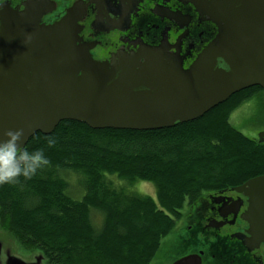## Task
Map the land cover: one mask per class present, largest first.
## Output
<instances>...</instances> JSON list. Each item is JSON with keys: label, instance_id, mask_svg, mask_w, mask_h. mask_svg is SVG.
Segmentation results:
<instances>
[{"label": "trees", "instance_id": "obj_1", "mask_svg": "<svg viewBox=\"0 0 264 264\" xmlns=\"http://www.w3.org/2000/svg\"><path fill=\"white\" fill-rule=\"evenodd\" d=\"M254 91L162 129L94 130L64 120L50 134L35 133L25 148L43 149L50 164L31 179L0 185V227L48 264H150L186 207L264 175V142L230 123ZM68 173L79 175L81 199L69 193ZM107 175L131 186L151 182L156 198L117 188ZM93 209L103 215L101 229Z\"/></svg>", "mask_w": 264, "mask_h": 264}, {"label": "water", "instance_id": "obj_2", "mask_svg": "<svg viewBox=\"0 0 264 264\" xmlns=\"http://www.w3.org/2000/svg\"><path fill=\"white\" fill-rule=\"evenodd\" d=\"M184 1L200 11L209 3L228 9L235 3ZM213 21L222 27L217 16ZM72 23L67 15L41 24L32 4L20 11L0 3V134L23 128L24 147L35 133L50 134L64 120L94 130H156L194 121L250 86L264 89V41L255 37L253 23L225 24L233 32L221 31L187 70L164 44L96 60ZM257 139L264 142V130ZM233 189L249 197L243 217L253 228L242 240L251 249L264 242V175ZM201 263L200 253L173 264Z\"/></svg>", "mask_w": 264, "mask_h": 264}, {"label": "flooded vegetation", "instance_id": "obj_3", "mask_svg": "<svg viewBox=\"0 0 264 264\" xmlns=\"http://www.w3.org/2000/svg\"><path fill=\"white\" fill-rule=\"evenodd\" d=\"M0 3L20 11L32 4L40 23L46 25L70 15L75 36L89 44L92 56L101 61L120 51L136 53L143 46L164 44L169 52L177 53L187 70L221 31L233 32L227 23H253L255 37L264 41V0H235L234 4H228L231 9L222 2L209 3L203 11L184 0H0ZM216 16L222 27L213 21ZM223 26L227 28L224 30ZM218 65L225 66L223 60ZM253 89L264 93L259 85L240 92ZM233 188L206 193L189 205L184 213V228L178 233L177 257H160L153 263L155 257L150 264H173L186 255L200 253L201 264H264V242L251 249L243 243V237H251L248 230L252 224L243 217L250 205L249 197ZM2 243L12 245L13 252L3 254L0 244V264L40 263L32 251L23 252L12 240Z\"/></svg>", "mask_w": 264, "mask_h": 264}, {"label": "rangeland", "instance_id": "obj_4", "mask_svg": "<svg viewBox=\"0 0 264 264\" xmlns=\"http://www.w3.org/2000/svg\"><path fill=\"white\" fill-rule=\"evenodd\" d=\"M230 123L246 136L257 139L259 133L264 130V93H260L258 90L254 91V94L250 97V99L245 100V103L241 104L232 112L230 116ZM67 176L70 181L69 193H71L74 198L81 199L84 194V190L83 188L82 192L80 190L81 187L79 175L68 173ZM107 176L117 188H125L129 191L141 193L143 195H149L156 198V187L151 182L139 181L135 185L131 186L128 185L125 180L119 179L116 175ZM186 209L182 211L183 214L185 213ZM183 218L184 216L180 219L172 233L162 240L161 248L158 251L156 258L154 257L155 260L153 261V263L160 257L169 256L172 259L177 257V247H179L180 245V238L178 236V233H180L184 228L183 226L185 220ZM91 219L97 229L102 228L103 215L100 211L95 209L91 210ZM6 239L8 241L12 240L16 246H18L23 252H25L26 249H24L13 236L3 231L0 227V244L3 254L7 251H10L11 253L13 252L12 245L8 246V243H2L6 241ZM41 254L42 252L40 251H32V255L34 257L41 256ZM40 259L41 261L39 264H48V258L41 257Z\"/></svg>", "mask_w": 264, "mask_h": 264}, {"label": "clouds", "instance_id": "obj_5", "mask_svg": "<svg viewBox=\"0 0 264 264\" xmlns=\"http://www.w3.org/2000/svg\"><path fill=\"white\" fill-rule=\"evenodd\" d=\"M24 137L23 128H9L0 134V185L17 184L21 177L31 179L50 164L43 149L30 151L24 147ZM46 141L49 146L56 144L52 136Z\"/></svg>", "mask_w": 264, "mask_h": 264}]
</instances>
